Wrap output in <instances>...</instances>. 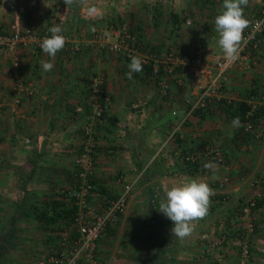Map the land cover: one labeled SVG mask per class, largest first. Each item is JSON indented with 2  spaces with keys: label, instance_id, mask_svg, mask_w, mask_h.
I'll return each mask as SVG.
<instances>
[{
  "label": "crops",
  "instance_id": "obj_1",
  "mask_svg": "<svg viewBox=\"0 0 264 264\" xmlns=\"http://www.w3.org/2000/svg\"><path fill=\"white\" fill-rule=\"evenodd\" d=\"M79 1L82 16L76 13L75 0L68 6L64 0H0L1 31L20 32L29 27L44 32L52 25H60L69 38V48L58 51L54 59L41 48L36 53L24 48L17 69L8 54L0 56V264H35L53 249L51 245L47 251L54 224L31 219L25 208L68 201L62 191L77 183L76 158L82 127L96 110L90 98L91 76L102 78L108 97L104 114L94 120L96 195L91 202L97 205L131 185L119 220L108 227L98 243V263L141 264L147 244L140 237L149 235L147 256L151 258L147 264H203L194 258H199L202 249L200 233L207 232L210 239H217L226 231L228 239L221 250L212 249L211 257L223 252L225 263L233 264L243 225L237 217L250 180L264 162V135L256 140L241 132V126L232 125L233 118L227 110L218 107L225 106L224 99L233 103L247 101L251 93L264 90L263 67L245 65L258 59L257 52L261 51L258 48L240 65L230 68L224 87L214 94L204 115L191 114L168 147L158 152L167 131L184 116L195 99L196 87L206 79L199 78L196 86L192 85L185 61L177 68L181 84L178 80L172 82L167 75L170 72L161 64L168 85L163 95L155 78L144 74V70L128 79L129 61L97 49L100 42L92 36L86 38L80 27L91 21L102 27L127 23L154 52L156 60L173 43L178 44V55L186 60L192 59L193 46L199 43L213 56L222 53L214 19L222 10L223 0ZM263 8L264 0H249L246 18L258 16ZM114 38L115 35L111 37ZM262 42L264 38L261 45ZM42 60H51L53 69L45 72ZM20 79L32 81L35 89L17 104L14 87ZM177 83L182 85L179 89ZM140 136L149 149L143 161L135 150ZM201 142L222 148L225 162L220 164L202 156ZM191 152L199 157L196 166L183 160ZM208 161L213 162V170L203 167ZM225 175L230 180L222 183ZM192 178L206 181L214 195L206 217L194 222L192 233L180 239L172 235L173 222L158 208L169 188ZM262 217L251 213L249 219L260 222ZM258 236L264 239V234L256 231L251 235L254 239Z\"/></svg>",
  "mask_w": 264,
  "mask_h": 264
},
{
  "label": "built area",
  "instance_id": "obj_2",
  "mask_svg": "<svg viewBox=\"0 0 264 264\" xmlns=\"http://www.w3.org/2000/svg\"><path fill=\"white\" fill-rule=\"evenodd\" d=\"M249 25L244 30L243 40L241 44L242 50L235 61H228L224 53L216 55H208L203 46H197L192 59L181 58L175 49L169 48L164 55L163 62L165 68L178 78L180 83L179 66L186 61L188 63V75L195 85L197 79L205 78L203 85L197 86L195 99L189 104L188 110L184 116L167 131L165 140L158 152L168 146V143L174 139L178 129L187 121L188 117L197 109L208 106L214 94L220 92L224 87L226 73L234 66L240 65L242 60L250 57L257 50L262 38H264V8L256 17L248 19ZM190 23L189 19L185 20ZM53 26V25H52ZM51 26V27H52ZM90 33L94 40L100 42L101 46H107L110 51L122 55L124 58L138 56L137 50H149V47L133 33L126 24L115 27L111 24L107 27L98 25L90 26ZM66 37V44L63 49L69 48V38L65 31L61 33ZM49 28L44 32H38L33 28H25L20 32H4L0 30V56L8 54L14 68L21 65V51L29 47L33 53L40 49L42 40L50 36ZM115 35L112 40L111 37ZM141 58L143 64L152 66L157 86L161 93H167V80L163 74H160L161 64H157V60L152 54H146ZM173 75V74H172ZM181 84V83H180ZM196 86V85H195ZM14 102L19 104L23 97H30L34 93V85L32 81L24 82L18 80L15 83ZM90 98L93 99L96 110L93 115L85 121L82 127V139L80 140V149L76 158L77 183L75 186L64 189L67 200L71 201L75 207V212L71 219L67 220V226L61 228L58 233L55 249L50 254L40 257L35 264H98L96 250L98 242L104 236L108 227L119 220L120 214L123 212L128 199V193L131 185H126L123 191L116 196L105 198L101 203L95 205L91 202L96 195L94 180V162H95V141H94V118H100L103 112V106L100 99L108 101V97L104 93L103 80L100 76H92L90 78ZM255 94H251L247 101L248 109L245 113V120L242 122L244 130L254 131V112L258 108L255 103ZM259 97V96H258ZM260 101H264V96H260ZM26 141L28 139L26 138ZM201 155L207 156L216 162L223 164L225 156L222 148L214 143H207L201 149ZM198 155L194 152L183 156V160L187 163L194 164L198 161ZM229 181L228 175L222 179V183ZM250 192L244 198L238 213V220L243 224L238 234V250L233 264H250L251 248L250 238L254 232V224L251 222L250 215L257 206L264 194V176H258L251 181ZM228 239L227 233L222 232L217 239H210L207 232L199 235L202 249L201 253L211 255L212 249H222L224 242ZM201 254V255H202ZM224 253H216L213 257L214 264H224Z\"/></svg>",
  "mask_w": 264,
  "mask_h": 264
},
{
  "label": "clouds",
  "instance_id": "obj_3",
  "mask_svg": "<svg viewBox=\"0 0 264 264\" xmlns=\"http://www.w3.org/2000/svg\"><path fill=\"white\" fill-rule=\"evenodd\" d=\"M70 5L73 0H64ZM249 0H223L222 10L215 16V31L219 34L218 44L228 61H235L240 51L244 30L249 21L245 16V8ZM64 29L60 25L49 28L50 36L45 37L40 47L51 58H55L58 51L66 44V37L61 33ZM41 66L45 72L53 69L51 60H42ZM128 79H133V73L143 71V62L140 57L132 56L128 64ZM234 127L240 126L239 117L232 120ZM203 167L214 169L211 161L205 162ZM214 190L204 180L192 178L188 181L173 185L166 191V200L160 202L158 210L173 222L171 233L173 236L183 239L189 236L194 229V222L206 217L210 207V197Z\"/></svg>",
  "mask_w": 264,
  "mask_h": 264
},
{
  "label": "rangeland",
  "instance_id": "obj_4",
  "mask_svg": "<svg viewBox=\"0 0 264 264\" xmlns=\"http://www.w3.org/2000/svg\"><path fill=\"white\" fill-rule=\"evenodd\" d=\"M146 1V0H145ZM80 1L79 0H75V4H77V3H79ZM153 2L155 3V2H157V0H153ZM145 3H149V2H145ZM78 5V4H77ZM145 7V6H144ZM76 13H77V15L78 16H82V14H83V11L81 10V9H79V5H78V7H76ZM149 11V10H148ZM184 19V18H183ZM110 23V22H109ZM98 25L99 23L97 22V24H96V22H86V23H84V24H82L81 25V27H80V30L82 31V34L84 35V36H86V38H92L93 36L91 35V33H90V26L91 25ZM118 24H122V23H118ZM127 26H129L127 23H125ZM98 26H100V27H102V25H98ZM65 31V30H64ZM67 34V33H66ZM92 36V37H91ZM113 40V39H112ZM199 43V42H198ZM169 46L168 47H171L172 49H175L176 51H178L177 50V45L178 44H176V43H173V44H168ZM205 46L203 43H199L198 44V46ZM148 46V45H147ZM103 46H101V45H99L98 44V46H97V49H99V50H105L106 51V54H108L109 56H114V55H117V56H119V57H123L122 55H119V54H117V53H114V52H112V51H110L109 50V48L106 46V47H104V48H102ZM194 48H197V45H194L193 46ZM74 51L73 52H75L76 51V48H72ZM167 50V49H166ZM258 50H260L261 52H257V54L259 55V58L258 59H254V60H252V61H250V62H248V63H246L245 65H248V67H250V68H255V67H257V66H259V68H262L263 67V71L262 72H264V42H262V45H261V47H259V49ZM165 52V51H164ZM152 54L153 55V51H151L150 49L149 50H137V55H138V57H140V58H144L143 56H145L146 54ZM218 53V52H217ZM217 53H215V54H217ZM256 53V52H255ZM177 54H179L178 52H177ZM163 58H164V56L161 58V59H158L156 62H157V64L159 63V64H165V62H163ZM254 61V62H253ZM144 70V69H143ZM145 73V72H144ZM165 73V72H164ZM146 74V73H145ZM173 74V75H172ZM172 74L171 73H168L167 75L168 76H170L171 77V80H172V82H175V81H177L178 80V78L177 77H175L174 76V70L172 71ZM164 76V75H163ZM92 77V76H91ZM143 78H145L146 79V76L145 77H143ZM144 79V80H145ZM152 80H154V78L152 79ZM147 82H149V80H147ZM252 84H255V82L254 81H252ZM263 85H264V74H263ZM180 86H182V85H178V83H177V88L178 87H180ZM104 88V87H103ZM179 89V88H178ZM251 94H254V93H251ZM250 94V95H251ZM257 95V97L255 98V103L257 104V107H259V108H262V107H264V101L263 102H261L260 101V96H264V90H261L260 91V93L257 91L256 93H255V96ZM249 96V95H248ZM259 96V97H258ZM248 99H249V97H248ZM224 101L226 102L227 101V99H224ZM238 101H240V100H237L236 102H238ZM246 101V100H245ZM248 101V100H247ZM246 101V102H247ZM226 105L224 106V107H218V109H220V108H222V109H225V110H227L226 109ZM214 108V107H213ZM213 111V110H212ZM263 114V113H262ZM263 118V119H262ZM261 118V115H260V117L258 118V119H256L255 118V120H254V123H253V130L254 131H246V130H244V126H243V123L242 122H240V126H241V132H243V133H246V134H250V135H252V137H254V139H256V140H261V138H262V136L264 135V117H262ZM262 119V120H261ZM164 140H165V138L164 139H162V142H164ZM95 141V140H94ZM160 144V143H159ZM201 144H206V142H201ZM166 147H168V146H166ZM166 147H165V149H166ZM167 151V150H166ZM166 151H164V152H166ZM261 170L260 171H257V173H254V175L252 176V178H251V180L250 181H252L254 178H256V177H258V176H264V162H262V164H261ZM229 180H230V176H229ZM229 182V181H228ZM250 185H251V182H250ZM251 187V186H250ZM249 192H250V189H249ZM249 192H248V194H249ZM248 194L246 195V197L248 196ZM261 201H262V204H260V205H258V206H256L255 207V209L253 210V214L255 213V214H257L259 217H262V219H260V222L258 221L257 222V220L256 219H254V218H251L252 219V223L254 224V232L256 231V233L257 234H264V194H263V198L261 199ZM256 216V215H255ZM256 220V221H255ZM66 221L67 220H60L59 222H57V223H55L54 224V228L51 230V231H54L53 233H52V235H51V237H52V241H54V243H52L51 244V240H49V244H48V249H47V251H49L50 249H51V245H52V250H50L51 252L55 249V246H56V242L55 241H57V236H58V231L61 229V228H63V227H66L67 226V223H66ZM257 222V223H256ZM249 238L251 237L250 235L248 236ZM140 238H142V240L141 241H145L146 240V242H145V244H147V249H145V254H144V252H143V254L141 255V260H143V262L141 263V264H147V259H149V258H151V257H149V256H147V254L150 252L149 251V249H148V247L150 246V244H149V235H143V237L141 236ZM264 239H262V240H260V238H259V236L257 237V239H256V237H255V239L253 238V237H251L250 238V240H249V242H250V248H251V260H250V264H264ZM99 243V242H98ZM151 251L153 252V253H155V250L153 251V249H151ZM44 252H41V254H43ZM40 254V255H41ZM156 254V253H155ZM201 251L200 252H198V255H200L199 256V258H197L196 256H194V258H195V260H199V261H201L203 264H214V261H213V258L211 257V255H209V254H202V256H201ZM96 257L98 258V255H97V250H96ZM225 260V259H224ZM99 262V261H98ZM224 263H225V261H224ZM99 264V263H98ZM226 264V263H225Z\"/></svg>",
  "mask_w": 264,
  "mask_h": 264
},
{
  "label": "trees",
  "instance_id": "obj_5",
  "mask_svg": "<svg viewBox=\"0 0 264 264\" xmlns=\"http://www.w3.org/2000/svg\"><path fill=\"white\" fill-rule=\"evenodd\" d=\"M127 61L130 63L129 58H125ZM143 69L144 72L152 77H154L152 73V66L150 64H143ZM144 73V74H145ZM164 73V71L160 68V74ZM90 84V83H89ZM105 93V91H104ZM225 102V101H224ZM100 104L103 106L105 105L104 103V98L100 99ZM225 105L227 106V112L231 115L232 118L239 117L240 122H243L245 120V113L248 109V104L246 101H238V102H225ZM208 107L202 108V109H197L194 113H197L199 116L204 115L203 111H206ZM264 113V107L262 108H257L254 112V120L255 118L258 119L260 115ZM104 114V109L101 114V116ZM90 118V117H89ZM97 119V117H95ZM94 118V120H95ZM137 142V147H136V154L139 157L140 161H143L149 154V149L145 146L143 143V138L140 136L138 138ZM207 144V143H206ZM205 145V144H204ZM149 159V157H148ZM190 166L197 165V162L194 164L187 163ZM92 183L95 185L94 180ZM96 187V186H95ZM96 189V188H95ZM63 196L66 198V195L64 192ZM262 204L261 199L258 201L257 206ZM25 211L31 219H34L38 221L41 224L44 225H53L60 220H69L72 218L74 212H75V207L72 205L71 201H66V202H54L52 201L51 203H42L41 205H35V206H28L25 208Z\"/></svg>",
  "mask_w": 264,
  "mask_h": 264
}]
</instances>
